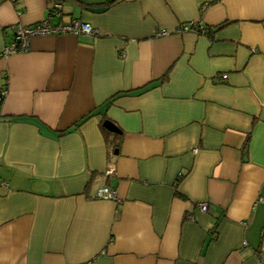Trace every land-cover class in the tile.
Instances as JSON below:
<instances>
[{
	"label": "crops",
	"instance_id": "0c3cea01",
	"mask_svg": "<svg viewBox=\"0 0 264 264\" xmlns=\"http://www.w3.org/2000/svg\"><path fill=\"white\" fill-rule=\"evenodd\" d=\"M53 2L0 0V264H264V0H62L100 33L2 53Z\"/></svg>",
	"mask_w": 264,
	"mask_h": 264
},
{
	"label": "built area",
	"instance_id": "2783aa9c",
	"mask_svg": "<svg viewBox=\"0 0 264 264\" xmlns=\"http://www.w3.org/2000/svg\"><path fill=\"white\" fill-rule=\"evenodd\" d=\"M62 13V0H54L53 4L48 10V17L43 18L33 25H23L17 23L12 28V39L4 47L2 53H9L13 51H23L29 47V37L36 34H85V35H98L100 32L97 28L93 27L90 23L81 20L80 18H71L67 21L51 24L49 16H60ZM199 30L200 26L196 22H189L181 27V30ZM164 33V32H162ZM5 94V90H0V99ZM106 174H112V168H107ZM96 197L105 199H116V193L113 189L107 186H100L96 189ZM197 206L202 211L207 209V202H199ZM80 264H90L86 261Z\"/></svg>",
	"mask_w": 264,
	"mask_h": 264
},
{
	"label": "water",
	"instance_id": "95a60500",
	"mask_svg": "<svg viewBox=\"0 0 264 264\" xmlns=\"http://www.w3.org/2000/svg\"><path fill=\"white\" fill-rule=\"evenodd\" d=\"M86 10L92 11V12H100L103 11L106 7L105 6H98V7H91L86 6ZM102 125L109 131L119 133L120 129L115 125L114 122H112L110 119H105L102 122Z\"/></svg>",
	"mask_w": 264,
	"mask_h": 264
},
{
	"label": "trees",
	"instance_id": "16d2710c",
	"mask_svg": "<svg viewBox=\"0 0 264 264\" xmlns=\"http://www.w3.org/2000/svg\"><path fill=\"white\" fill-rule=\"evenodd\" d=\"M115 1H116V0H104V3H105L106 5H110V4L114 3ZM224 24H226V21H222V22L216 24L214 27H215V28H220V27L223 26ZM208 28L211 30L210 27H208ZM200 30H204V31H206V28H205V27H204L203 29L200 28L198 31H200ZM1 100H2V99H0V103H1ZM85 116H88V114L85 115ZM85 116H84V117H85ZM80 121H81V120H80ZM80 121L76 122L75 124L77 125ZM104 131H106V130L104 129ZM106 132H107V131H106ZM181 176H182V173H180V174L178 175L177 180H179V179L181 178Z\"/></svg>",
	"mask_w": 264,
	"mask_h": 264
}]
</instances>
